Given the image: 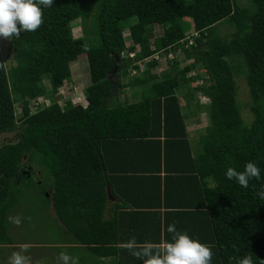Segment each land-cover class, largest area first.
I'll use <instances>...</instances> for the list:
<instances>
[{"label":"trees","instance_id":"1","mask_svg":"<svg viewBox=\"0 0 264 264\" xmlns=\"http://www.w3.org/2000/svg\"><path fill=\"white\" fill-rule=\"evenodd\" d=\"M77 18L84 27L80 37L73 33ZM88 20L99 45L86 39ZM224 22L233 28L228 35L218 29ZM11 41L9 69L0 48V134L16 131L14 140L0 145V244L13 242L9 212L29 204L22 197L31 191L38 210L47 215L52 204L63 230L90 255L105 254L106 245L124 239L117 217L103 215L107 188L126 169L124 157L144 162L151 175L146 187L159 204L170 206L172 190L182 192L174 195L186 201L178 213L204 223L200 229L213 237L221 264L245 256L264 264V0H53L35 31L13 34ZM177 51L193 61L180 66V59L167 58ZM157 56L167 64L162 73L151 71L160 64ZM79 58L88 62L87 103L61 104L56 94ZM191 71L197 77L187 76ZM240 75L252 99L250 122L237 99ZM126 87H141L143 98L122 101L114 90ZM39 98L50 102L32 112ZM202 113L208 124L193 148L186 120ZM248 162L261 174L247 188L225 177L227 168L242 171ZM57 221L53 226L49 215L59 235Z\"/></svg>","mask_w":264,"mask_h":264},{"label":"crops","instance_id":"2","mask_svg":"<svg viewBox=\"0 0 264 264\" xmlns=\"http://www.w3.org/2000/svg\"><path fill=\"white\" fill-rule=\"evenodd\" d=\"M190 118L198 120V117ZM188 119L186 122L189 131V140L193 148H195V141L197 140L198 134L194 133L196 129L194 130L193 125L191 126L188 123ZM194 119L192 121L195 125ZM117 157L116 154H112L110 160L117 161ZM121 160L123 167H126V169L120 173L121 175H119L120 177L117 180L115 179L116 181L114 179L112 180L114 187L109 186L107 188L106 207L103 215L105 219H116L117 217V221L123 228L124 239L122 238L119 243L115 242L112 246L106 245L109 248L105 254H102L101 250H98V254L96 252V255H90L86 249L87 245L76 242L73 235L66 234L63 224L59 220H56L57 215L51 204L47 212L53 224H56L57 221L62 233L59 235L51 234L46 245H40L41 243L33 239L28 241L26 236L18 235L19 231L16 224V220L18 219L14 213L15 211L12 209L9 212V230L13 236V242L11 244H0V264H2L1 260H3V257L8 259L13 251H20L21 248H26L27 253L23 252L22 254L29 257L28 264H40V262L42 264H72L73 258L77 260V264H144L145 258L134 256L132 251H138L147 244H152L154 248H158L163 242L170 240L173 233L167 231L169 225H175L177 231H186L190 236H194L210 246L213 253L211 264H221L218 259V251L215 248L213 237L211 238L206 234V231L203 232L200 229L202 227L200 225L204 223L197 222L199 220L198 218L193 220L186 219L185 216L178 213L185 210L184 205L183 207L179 206H182L186 201L184 197L178 199L174 195H179L178 193L181 195L182 192L172 190L170 196V206L172 207L162 203L159 204L157 193L153 189L146 187V176L150 178L151 175H148L149 172H145L144 168L146 166L144 162L139 164L138 161L137 163L134 160L124 157ZM112 166L115 167L114 165ZM116 174L110 175V177H115ZM161 175L163 176L164 173L162 172ZM115 183L118 188H116ZM162 197L163 201L164 196L162 195ZM178 202L179 205H177ZM175 203L177 204L175 205ZM195 222L198 223L197 228H193ZM130 241H134L131 249L129 248ZM61 253L69 256L66 262L60 260ZM42 258L45 259V262L40 260Z\"/></svg>","mask_w":264,"mask_h":264},{"label":"rangeland","instance_id":"3","mask_svg":"<svg viewBox=\"0 0 264 264\" xmlns=\"http://www.w3.org/2000/svg\"><path fill=\"white\" fill-rule=\"evenodd\" d=\"M240 3L248 4V1L250 0H238ZM88 20L86 23H88V34H87V41L90 42L91 45H99L100 37L99 34L96 33V29L92 26V24H89ZM136 21L135 17L130 18V23H134ZM128 23V22H127ZM73 25V33L75 37H80L84 35V27L81 21V18H77L72 21ZM19 28V25H17ZM218 29L221 34L228 35L230 32L233 31V28L230 26L229 23L224 22L218 24ZM162 33V27L156 26L155 27V34L160 35ZM124 36L126 38L127 43H130L129 38V31H125ZM190 44V42L188 43ZM0 48L2 50V54L4 57V61L6 64L7 69H9L14 64V58H13V52H12V41L11 36L9 37H0ZM160 64L157 65L155 68L151 69L153 73H162L167 69L166 61H164V58L162 56L156 57ZM167 58H178L180 59V66H185L189 62H192V57L186 58L183 55V51H177L176 54L172 55L171 57L168 56ZM152 60L151 58L147 59L146 62H149ZM150 66H142V71L148 70ZM203 70H200L199 73L202 74ZM195 75L197 77L196 72L191 71L188 73L187 76ZM115 81V79H113ZM198 80V79H197ZM197 80L192 82L191 85L195 86L197 84ZM90 81V75H89V68H88V62L86 58H79L73 65H72V78L70 81H65L64 85L60 87L58 93L59 102L61 104H64L66 101H71L74 104H83L86 105L87 100L84 95V89L87 86V84ZM237 82V99L238 103L241 108V113L243 118L248 122H250L253 119V114L250 109L251 105V95L250 90L248 88V84L246 82V79L243 75H240L236 78ZM45 84L48 86V80L45 79ZM141 87H126L121 90H114V93L119 95L120 99L122 101L126 102H135L138 100H141L143 98ZM183 92V91H182ZM182 92L180 93V99H181V105L185 110V99L182 97ZM136 93V96H133L132 94ZM203 102H208L209 100L206 98H202ZM50 102L48 99H38V102L31 103V110L32 112L35 111L38 107L36 104L39 105V107H43L47 105ZM193 108V107H192ZM16 111L19 114L21 111L20 105H16ZM194 119V118H193ZM193 119H188V123L194 127L195 130L194 133L198 134V136L202 133L205 126L208 124L207 115L205 113H202L200 117H198V120L194 119L195 125L193 124ZM16 131L10 132V133H2L0 134V145L5 142H10L15 139ZM196 147H199L196 145ZM198 149V148H197ZM26 158H24L25 160ZM28 195H23L22 199L27 200L30 199V203H23L21 202L17 206L13 208L15 211V215L17 216L18 223L16 222L18 226V231L20 236H26L28 238V241H31L32 239L38 243H41L40 245H46V242H48L51 234L56 235L54 232L51 231L50 227L55 226L56 224H49V215H44V213H41L42 211L38 210V196L36 194H33V192L28 191ZM40 197V196H39ZM17 212H19L17 214ZM17 221V220H16ZM24 253H27L26 251ZM59 255V254H58ZM6 257H3L2 264H8V259H5ZM31 258V257H30ZM5 259V260H4ZM45 262V259H40ZM4 261V262H3ZM48 262V261H47ZM42 264V262H40Z\"/></svg>","mask_w":264,"mask_h":264},{"label":"clouds","instance_id":"4","mask_svg":"<svg viewBox=\"0 0 264 264\" xmlns=\"http://www.w3.org/2000/svg\"><path fill=\"white\" fill-rule=\"evenodd\" d=\"M52 4L53 0H0V37L13 34L19 36L21 31H35L42 23V10ZM260 174V168L253 162L246 163L242 171L231 167L225 171V177L228 180L234 179L242 188H247L252 178L259 179ZM259 196L264 200V191H260ZM167 231L173 233V236L160 247L154 248L152 244H147L138 251L133 250L132 254L145 258L144 264H211L213 253L210 246L186 231H177L175 225H169ZM133 244L134 241L129 242L130 249ZM25 251L26 248L13 251L8 257V264H28L29 257L22 254ZM59 258L66 262L69 256L61 253ZM72 264H77L75 258ZM238 264L254 262L252 257L245 256Z\"/></svg>","mask_w":264,"mask_h":264},{"label":"built area","instance_id":"5","mask_svg":"<svg viewBox=\"0 0 264 264\" xmlns=\"http://www.w3.org/2000/svg\"><path fill=\"white\" fill-rule=\"evenodd\" d=\"M190 43H192V40L190 39ZM131 55H133V54H131ZM173 54H168V56H172ZM171 59V58H170ZM134 71V70H133ZM134 72H136V71H134Z\"/></svg>","mask_w":264,"mask_h":264},{"label":"water","instance_id":"6","mask_svg":"<svg viewBox=\"0 0 264 264\" xmlns=\"http://www.w3.org/2000/svg\"><path fill=\"white\" fill-rule=\"evenodd\" d=\"M117 60H118V57H117ZM116 68H117V65L114 66V69L112 70V72H115Z\"/></svg>","mask_w":264,"mask_h":264}]
</instances>
